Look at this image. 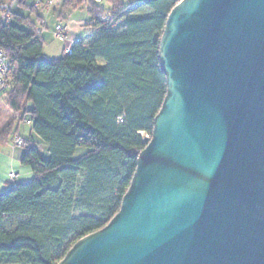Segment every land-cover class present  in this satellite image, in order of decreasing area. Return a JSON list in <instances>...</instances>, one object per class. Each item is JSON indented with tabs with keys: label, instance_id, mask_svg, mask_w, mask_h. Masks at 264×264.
Here are the masks:
<instances>
[{
	"label": "water",
	"instance_id": "1",
	"mask_svg": "<svg viewBox=\"0 0 264 264\" xmlns=\"http://www.w3.org/2000/svg\"><path fill=\"white\" fill-rule=\"evenodd\" d=\"M159 63L118 212L56 264H264V0H180Z\"/></svg>",
	"mask_w": 264,
	"mask_h": 264
},
{
	"label": "trees",
	"instance_id": "2",
	"mask_svg": "<svg viewBox=\"0 0 264 264\" xmlns=\"http://www.w3.org/2000/svg\"><path fill=\"white\" fill-rule=\"evenodd\" d=\"M101 1L59 0L56 7L54 0L45 10L17 0L8 21H0V48L11 68L0 94L13 115L0 129V144L27 120L40 138L21 136L20 164L32 177L0 192V264H56L78 239L104 227L151 137L166 94L160 38L180 0H108V15ZM82 5L90 30L69 52L63 47L47 57L43 31L35 29L45 28L49 13L56 25Z\"/></svg>",
	"mask_w": 264,
	"mask_h": 264
},
{
	"label": "crops",
	"instance_id": "3",
	"mask_svg": "<svg viewBox=\"0 0 264 264\" xmlns=\"http://www.w3.org/2000/svg\"><path fill=\"white\" fill-rule=\"evenodd\" d=\"M48 16H51L53 18V26L51 27L50 30L48 29L44 33H47L54 40H57L53 36L52 30L55 23L60 20L55 18L56 17L55 14L53 16L52 13H49L46 17L48 18ZM63 23L66 27L65 29L66 41L60 42L57 40L61 44V51L64 46L72 45L79 38L81 34L89 31L91 28L90 26L91 22L88 20L86 8L83 5L73 10L71 14L68 16V18L63 21ZM44 33H42V39ZM43 46H44V41H43ZM43 52H44V47H43ZM7 110L9 111V113H7L6 117L0 119V129H2L3 126L12 119L13 116L12 112H10L8 108ZM22 124L23 127L21 128L20 126ZM16 135H20L24 138H30L37 143L40 142V138L31 130L30 125L24 122H20L17 126V132L12 135L11 140L7 139L6 142L0 144V192L7 190L10 186L14 185L17 182L27 181L32 177V172L30 171V169L20 164V158L23 155L24 148L15 147L13 145V138ZM10 172L15 173L13 179L9 178Z\"/></svg>",
	"mask_w": 264,
	"mask_h": 264
},
{
	"label": "built area",
	"instance_id": "4",
	"mask_svg": "<svg viewBox=\"0 0 264 264\" xmlns=\"http://www.w3.org/2000/svg\"><path fill=\"white\" fill-rule=\"evenodd\" d=\"M34 7H43L45 10L50 9L53 5L54 0H32ZM100 1V0H96ZM17 0H7L4 6L2 7V12L0 13V21L6 20L8 21V14L9 12L14 9L16 6ZM44 27H37L35 29V34L39 35L42 33ZM65 25L61 22L55 25L54 28V36L62 41H66V32H65ZM71 45L64 46V52H69ZM11 72V68L9 66L8 59L4 53V51L0 48V93L6 89V79ZM30 121L27 120V124ZM13 145L15 147H24L25 142L20 135H16L13 138ZM15 176L14 172L9 173V178L13 179Z\"/></svg>",
	"mask_w": 264,
	"mask_h": 264
},
{
	"label": "rangeland",
	"instance_id": "5",
	"mask_svg": "<svg viewBox=\"0 0 264 264\" xmlns=\"http://www.w3.org/2000/svg\"><path fill=\"white\" fill-rule=\"evenodd\" d=\"M58 2H59V0H56V3H55L56 7L58 5ZM99 4L102 6L105 15H108L110 13V9H111V5L108 3V0H102ZM41 8H43V7H41ZM52 26H53V18L51 16H48V18L46 17L45 18V27L46 28H43V33L46 32V30H48V29L50 30ZM43 39H44L43 40L44 41V54L49 58H54V57L60 56L59 54H61L60 53L61 52V44H60V42H58L59 40L58 41L54 40L47 33H44ZM7 113H9V111L7 110V107L4 105L2 95L0 94V119L6 117ZM20 127L22 128L23 124ZM11 137L12 136L9 135L8 140H11ZM39 147H40V150L45 152V147L43 145H40ZM82 152H83V150L78 151L75 154V156H79Z\"/></svg>",
	"mask_w": 264,
	"mask_h": 264
}]
</instances>
